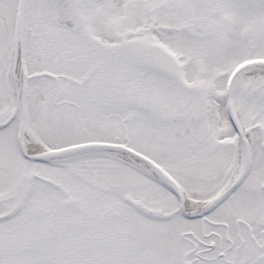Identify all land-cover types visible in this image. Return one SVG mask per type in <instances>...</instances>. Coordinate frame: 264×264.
<instances>
[{"label":"snow or ice","instance_id":"6c2138e0","mask_svg":"<svg viewBox=\"0 0 264 264\" xmlns=\"http://www.w3.org/2000/svg\"><path fill=\"white\" fill-rule=\"evenodd\" d=\"M0 264H264V0H0Z\"/></svg>","mask_w":264,"mask_h":264}]
</instances>
